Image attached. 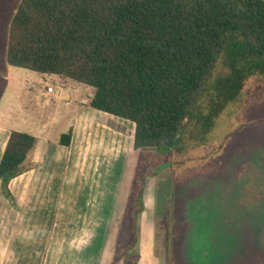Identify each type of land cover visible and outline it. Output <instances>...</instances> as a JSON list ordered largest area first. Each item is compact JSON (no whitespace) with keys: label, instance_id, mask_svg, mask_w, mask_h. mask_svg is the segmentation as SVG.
Here are the masks:
<instances>
[{"label":"trees","instance_id":"16d2710c","mask_svg":"<svg viewBox=\"0 0 264 264\" xmlns=\"http://www.w3.org/2000/svg\"><path fill=\"white\" fill-rule=\"evenodd\" d=\"M6 62L90 87L89 107L135 125L134 150L172 154L188 137L205 142L264 74V0H19ZM36 142L10 132L0 161L9 200Z\"/></svg>","mask_w":264,"mask_h":264},{"label":"rangeland","instance_id":"374dc122","mask_svg":"<svg viewBox=\"0 0 264 264\" xmlns=\"http://www.w3.org/2000/svg\"><path fill=\"white\" fill-rule=\"evenodd\" d=\"M18 2L0 0V124L55 143L92 89L78 84L73 93L56 76L8 66ZM47 86L55 92L47 95ZM62 164L51 173L60 175ZM113 181L116 209L101 264H264V74L248 79L205 142L188 137L172 154L132 149ZM52 183L55 196L61 183ZM84 189L97 203L98 187Z\"/></svg>","mask_w":264,"mask_h":264},{"label":"crops","instance_id":"0c3cea01","mask_svg":"<svg viewBox=\"0 0 264 264\" xmlns=\"http://www.w3.org/2000/svg\"><path fill=\"white\" fill-rule=\"evenodd\" d=\"M77 85L67 82L63 88L76 93ZM90 98L77 105L69 147L59 144L64 133L55 143L36 142L25 163L29 170L9 185L12 200L0 182V264H101L102 235L111 227L117 202L114 171L133 149L135 125L89 107ZM11 131L0 124V161ZM56 164L63 165L60 175L51 173ZM53 181L61 183L55 196ZM93 185L100 190L97 203L84 189Z\"/></svg>","mask_w":264,"mask_h":264},{"label":"built area","instance_id":"2783aa9c","mask_svg":"<svg viewBox=\"0 0 264 264\" xmlns=\"http://www.w3.org/2000/svg\"><path fill=\"white\" fill-rule=\"evenodd\" d=\"M47 92H48L49 94H53V93L55 92V89H54L53 87H48V88H47Z\"/></svg>","mask_w":264,"mask_h":264}]
</instances>
